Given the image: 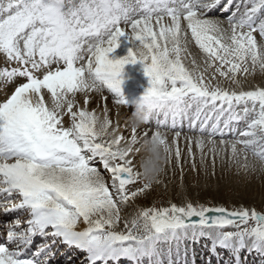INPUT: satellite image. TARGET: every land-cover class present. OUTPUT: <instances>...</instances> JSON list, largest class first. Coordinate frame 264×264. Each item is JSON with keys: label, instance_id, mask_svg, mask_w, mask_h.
Returning <instances> with one entry per match:
<instances>
[{"label": "snow or ice", "instance_id": "snow-or-ice-1", "mask_svg": "<svg viewBox=\"0 0 264 264\" xmlns=\"http://www.w3.org/2000/svg\"><path fill=\"white\" fill-rule=\"evenodd\" d=\"M220 3L0 0V56L7 65L0 70V83L24 81L0 101V210L27 216L24 221L18 216L8 226L6 243L0 244V264H50L57 242L85 253V264H119L122 259L129 264H174L171 242L189 237L209 238L213 252L226 249L238 256L248 249L264 257V214L255 208L230 211L194 204L186 192L182 205L138 206L117 231L129 202L161 183L172 150L157 131L145 141L151 147L140 162L142 171L136 170L132 156L140 151L134 147L138 125H132V137L125 141L115 129L109 131L107 109L101 119L75 99L77 93L85 94L87 105V93L107 92L117 105H127L124 67L142 64L150 85L138 100L146 111L142 123L163 111L166 119L171 115L174 128L176 117L192 106L198 114L208 106L223 113L227 106L229 122L247 121L242 139L231 144V159L246 175L264 173V87L245 91L237 78L255 75L257 69L264 74V44L254 35L264 40V0H246L242 13L237 5L227 28L206 16ZM230 4L231 0L225 11ZM121 25L130 27V33ZM121 38L132 47L127 56L110 58ZM192 42L205 56L203 71L195 59L191 70L184 63ZM212 68L215 71L207 77ZM217 74L240 91L219 82L213 85ZM237 105H242V115L235 111ZM212 127L217 130L219 121ZM197 144L202 150L203 142ZM237 145L245 153L243 163ZM212 153L214 166L215 148ZM175 158H180L178 150ZM96 159L109 173L108 180L92 166ZM136 184L140 187L133 190L130 186ZM228 227L235 231H225ZM36 236L51 237L52 243L24 258ZM184 257L187 264V250Z\"/></svg>", "mask_w": 264, "mask_h": 264}, {"label": "bare ground", "instance_id": "bare-ground-1", "mask_svg": "<svg viewBox=\"0 0 264 264\" xmlns=\"http://www.w3.org/2000/svg\"><path fill=\"white\" fill-rule=\"evenodd\" d=\"M233 4L230 7V10L231 9L233 10L234 7H236V6H233ZM213 9L206 13L207 18L212 16V14L214 13L215 10H213ZM235 9L237 10V7ZM236 10H235V12H236ZM214 20H218V19L214 18ZM218 21H221V20H218ZM223 21H221V22H223ZM153 23L155 25V22H153ZM224 26L227 27V24L224 23ZM121 27H124L125 31L130 33V31H131L130 27H126L124 25H121ZM257 35H258V33H257ZM259 40L261 41V39H259ZM120 45H122V47L124 49H126V50H129V48L132 47V45L129 44L124 38H121ZM123 48H118V52L115 51L114 53H112L110 55V58L114 57L115 59H121V58L127 56L128 52L125 51ZM189 52H190V55L187 57V59L184 60L185 65L188 68H193L192 59H195L197 65H199L200 67H204L205 58L203 57V54L201 53L199 48L194 44V42L189 44ZM139 65H141V66H139ZM0 70H1V67H0ZM256 73H257V75L254 78L255 82H260L261 84L264 83V81H261V73L259 72L258 69H257ZM144 75H145L144 66L142 64L137 63L135 65H133V64L125 65L124 70H123V76H122L123 81L125 79L131 81L129 86H127L126 88L122 89V93H123L125 99L127 100V102L129 100L133 99V96H131V95L135 94L136 96L137 95L138 96H142L144 94L145 90L149 87L146 84L142 83V81L144 79L143 78ZM20 80H21V78H17L14 83H10V87H14L15 88L17 83ZM13 90L14 89H12V92H13ZM75 99H76V102L80 105L81 108L86 107L89 111H94L98 116L101 117V119H103L104 110L107 109L108 117H109V119L112 122V125H111V128L109 129V131L111 132L113 129H115L116 130V135L124 137L125 141L131 139V137H132V125H133L132 121L135 118L134 115H133L135 111H130L129 110V105H122L123 107L120 108L119 112L114 111L113 109H115V108H113L114 107L113 105L116 104V103L114 102V99L111 96V94H109L107 92H105L104 96H101L99 93H96V92L87 93V99H88L87 105H85V94L77 93ZM219 103L220 102H217V105ZM217 108H219V107H217ZM217 113H218V111L214 112V111L211 110V106H208L207 108H203L199 112V114L197 113V109H196V111L191 116L181 115L180 114L179 116L176 117V119L181 116V118H183L184 120L186 119L187 121L195 119L198 122H200L202 119H206V118L208 119L209 118L210 119L209 120V124L211 125L212 124L211 121H212L213 117ZM65 117L69 118V116H67V115H65ZM65 117H64V124H65V126H69L70 119L65 120ZM167 118H169V117H167ZM166 122H167V119L165 118V122H162V121H157V122H153L152 121L151 122V121H149V123H146V126H144V128H145V132H147L149 130L147 135H145L144 131H142V126L140 124L138 125V127L136 128V137H137V140L139 142L137 144H135L134 147L137 148V149H140V151L135 153L132 157L138 159V157H141L144 154V151L147 153V156H148V152L145 149V141L146 140H151V137L156 133L155 132L156 130L154 131V129H167V130H173V131H176V132L177 131L178 132L187 131V132L202 133V134H206V135H212V136H214L216 138H219V140H221V139L222 140H225V139L227 140V138H229V134L236 133L237 137L234 138L233 141H235L237 139H242V137H240V132H242V131H244L246 129V127H243V126L242 127L228 126V127H225L224 129L218 128L222 132L219 131L218 133H216V132H211L210 130L205 129V127H203L204 131L201 132V127H198V125H196V127H195L196 129L194 130V128H190V126L189 127H185L183 124H180L179 122H176V121H175V127L173 128L172 124H168ZM193 123H195V122H193ZM220 126H222V124H220ZM162 136L166 139L167 138L166 136H168V135L162 134ZM185 138L186 137H180V136L177 137L176 135L175 136L170 135L166 139V140L170 139V143L169 142H166V143L170 144L172 147H174V146L176 147L177 146L178 147V151L182 152L183 155H185V156H187L186 154L189 152L188 157L191 155L190 152L192 151L191 153H193V154L191 155V157L193 158V155H194L193 161L199 167L196 170V174H197L196 178L198 180L199 179L201 180V178L204 176V175H201V174H203L202 173L203 170L205 172L204 174L205 175H209V176L211 175V172H212L211 170L212 169L214 170V175L216 177L217 184H218L217 185V193H216V195H219L220 191L222 192V193H220V196L217 197V201L219 203H228L229 202V203H235V204H238V203L239 204H246L250 208H255V209H256L257 206H258V208H262V206H264V198L262 197V195H261L260 204L256 205L257 197L259 196L260 193L264 192V173L257 171L256 173H248L246 175L243 172V170L239 168V165L235 161H233L231 159V160H229L230 161L229 162V161H227L225 159V158H227L226 156H228L229 159L231 157V144H232L233 141H230V142L226 141V142H224L222 144L221 141L219 142V141H216V140H214L215 142L214 141L211 142L212 138H211V141L210 140L208 141L207 139L206 140H202L201 138L199 139L197 137L192 142L190 141V143H188L187 138H186V141H185ZM198 140H201L203 142L202 151L200 150L201 147H199L198 144H197ZM227 142H229V143H227ZM120 146L121 147H125L126 146L125 142L122 141ZM213 148L216 149L214 166L212 164L213 163V159H210L208 157V159L205 161L206 169L200 168L199 165H202V163L204 162V159H205L204 155H203L204 152H205V154L206 153H208V154L212 153V149ZM199 150L202 153L199 154L198 153ZM238 152L240 154V162L243 163V159H244L245 153L242 151V146L238 150ZM161 154L163 155V152ZM173 156L175 157V154ZM202 156H203V161L201 159ZM247 156H248V160L251 161L252 160L251 153H248ZM212 158H213V153H212ZM171 161H172V163H174L176 161V158H175V161L173 159ZM95 162H96V160H94L92 162V166L95 165ZM166 171H167V169H166ZM182 173H184V172H182ZM194 175L195 174H193V177H194ZM190 177L193 178L191 175H190ZM206 180H207V183L204 182V185H205L204 188H201L200 186H196V191H197V194L199 196H202V194L204 196H206V197L209 196V191L212 189L211 181H210L211 179H209V177H208L207 179H205V181ZM173 184L174 183L172 182V185ZM176 189H177L176 185L172 186V191L176 190ZM174 192H176V191H174ZM162 195L163 194H161L160 197H158V199L155 202L161 201L162 198H164V197H161ZM144 199H145V197H144ZM138 201H139V199H138ZM134 205L136 206L137 204H134ZM9 214L10 213H8V215ZM26 219H27V216L24 218V220H26ZM125 219H129V218L126 217V218L122 219L121 222L123 223V221ZM81 227H82V225H81ZM225 229H227V228H225ZM199 238H200L199 239L200 240V243H199L200 249L198 248V246L195 247L193 245V247H194L193 254L195 252H197V254L194 255V258H197L198 254L201 255L202 250L204 249L203 245L208 246L207 241H206V244H205L206 237H199ZM2 241H3V239H2ZM34 243L35 242H33V245H34ZM178 245H179V242L174 247L176 250L180 249V247ZM9 246L10 247H14L12 245H9ZM202 247H203V249H202ZM78 252H79V250H77V253ZM243 252H245V251H243ZM222 253H223V259L226 258V260L220 262V264H231L230 263V261H231L230 259L231 258H229V255H228L227 251H223ZM230 253H231V251H230ZM254 253L255 252H252L251 254H254ZM24 258H27V251L24 253ZM172 258H173V255H172ZM198 260H199V258H198ZM78 261H79V254H77L76 256L74 255L71 258L69 256V250H68V251L62 253L56 259L52 258L50 260V264H68V263H72L73 264V263H78ZM196 262H197V260H196ZM174 264H177V257L174 258ZM187 264H188V262H187ZM250 264H260V262L256 263V261H255V262H251Z\"/></svg>", "mask_w": 264, "mask_h": 264}, {"label": "rangeland", "instance_id": "rangeland-1", "mask_svg": "<svg viewBox=\"0 0 264 264\" xmlns=\"http://www.w3.org/2000/svg\"><path fill=\"white\" fill-rule=\"evenodd\" d=\"M246 2V0H244V3ZM241 3H243L242 1H241ZM244 3H243V5H244ZM241 7H243V6H241ZM214 10H215V8H214ZM232 13L233 12H231V14H227L225 17L223 16V18H228L229 16H231L232 15ZM229 15V16H228ZM212 16H214V15H212ZM212 16H210V17H208V18H211V19H214V17H212ZM216 16V15H215ZM216 17H218V18H215V19H218V20H221V21H223V19H222V16L221 15H218V16H216ZM220 18V19H219ZM262 18H264V15H263V17ZM224 23H226V21H223ZM227 24V23H226ZM225 27V26H224ZM225 28H227V27H225ZM157 31H158V29H156ZM254 35L257 37V39L259 38V39H261L260 37H259V34L258 35H256V33H254ZM257 40L258 41V43H263L264 44V40L261 42L260 40ZM202 53V52H201ZM203 54V53H202ZM203 57L205 58V56H204V54H203ZM3 58V57H2ZM4 59V58H3ZM3 63V60L2 59H0V64H2ZM7 65L4 63V67L3 68H5ZM12 66H15V65H12ZM139 66H141V65H139ZM190 70L191 69H193V68H189ZM200 70L201 71H203V67H200ZM215 71V69L214 68H212V69H209V71L207 72V74H206V76L207 77H211L212 76V74H213V72ZM256 75H257V73H255V75H248L247 77H246V79H245V77L243 76V75H238V79H240L241 81H242V83H243V88H244V90L245 91H247V90H251V89H253L254 87H264V83H260V82H255V80H254V78L256 77ZM21 81V80H20ZM261 81H264V74H261ZM220 83L224 88H228V89H232V88H235V85H231L226 79H224V78H221V77H219V75L217 74V76H216V79H214V80H212L211 81V83L213 84V85H215L216 83ZM19 83V82H18ZM17 83V84H18ZM147 86H150L149 85V78H148V84H147ZM7 86L6 85H4L3 83H0V93L1 94H4V92H6V90H7V88H6ZM8 87H10V84H8ZM10 88H12V87H10ZM235 90L237 91V92H239L240 91V89L239 88H235ZM12 92V90L10 91V93ZM10 93H9V95H10ZM138 96V95H137ZM114 107L113 108H115V109H113L114 111H117V112H119L120 111V108H122L123 106L122 105H117V104H114L113 105ZM242 105H237V106H235L236 107V109L237 110H239V111H241V109H242V107H241ZM195 110V106H192L191 108H188V109H186V111L187 112H189V111H194ZM112 112V111H111ZM242 112V111H241ZM169 117V116H168ZM69 118L68 117H65V120H68ZM142 126V131H144V134L145 133H148L149 132V130L147 131V132H145V128H144V124H142L141 125ZM196 128H194V130H195ZM206 129V128H205ZM156 130V131H155ZM154 131L155 132H157V131H159L161 134H164V135H168V136H166L167 138L170 136V135H172V136H175V134L178 132H173V131H170V130H163V129H154ZM154 132V133H155ZM203 135V136H202ZM180 137H186L187 138V141H188V143H190V141L192 142L195 138H201L202 140H210L211 141V138H212V141L211 142H213L214 140H216V141H222V139L221 140H219V138H216V137H212V136H209V135H204V134H200V133H189V132H186V133H180V135H179ZM208 136V137H207ZM193 137V138H192ZM166 138V139H167ZM186 138H185V141H186ZM234 140V137H232V138H229V139H225V140H223L224 142H226V141H233ZM166 142H169L170 143V139H168V140H166ZM215 142V141H214ZM229 142H227V143H229ZM168 146L170 147V149L173 151L172 152V159L175 161V157L173 156L174 154H175V152L178 150V147L176 146H174V147H172L170 144H168ZM241 148V146L240 145H237V150H239ZM200 150H201V148H200ZM198 151V153L200 154V153H202L201 151ZM192 152V151H191ZM190 152V154L192 155L193 153H191ZM188 154H189V152L186 154L187 156H185V155H183V153L182 152H180V158H179V160L177 161H175L174 163H172V161L170 162V163H168V164H165L164 165V171H163V173L161 174V176H160V180H161V183L160 184H158V185H154L153 186V189L149 192V194L147 195V196H142V197H140V198H137L136 200L138 201V199H139V201L137 202L136 200L134 201V202H129L130 204H128V206L126 207V208H124L123 209V212H122V219H124V218H130L129 216H131V214L137 209V207L139 206V207H143V208H147V207H150V206H154V207H156V208H162V207H168L171 203H175V204H177V205H182L184 202H185V195H184V193L186 192L187 193V199H190L191 200V202L192 203H194V204H196V203H199V204H202V205H204V206H209V207H224V208H226V209H228V210H233V209H237V208H240V207H246V208H249V209H251L248 205H246V204H235V203H219L218 201H217V197H219L220 196V193H222L221 191L219 192V195H216V193H217V180H216V177H215V175L213 174L214 173V170L212 169L211 171V175L209 176V175H205L204 173V170L202 171V173L203 174H201V175H204L202 178H201V180L199 179H197L196 177H197V174H196V170H197V168H199L198 167V165H196L195 164V171L193 170V163H194V161H193V158H194V155H193V158L191 157V155L188 157ZM204 162L202 163V165H199L200 166V168H204V169H206V167H205V161L208 159V157L210 158V159H213L212 158V153H206L205 154V152H204ZM147 157V153L144 151V154L141 156V157H138V159H136V158H134V157H132V159H133V161H134V164H135V169L136 170H141L142 171V169L140 168V162H141V160L142 159H144V158H146ZM227 158H225L227 161H229V160H231V157H230V159H229V157L228 156H226ZM171 159V160H172ZM183 161V162H182ZM182 162V163H181ZM187 162V163H186ZM190 162V163H189ZM193 162V163H192ZM230 162V161H229ZM173 164V165H172ZM213 164V163H212ZM168 165V166H167ZM197 166V167H196ZM93 167H96L100 172H101V174L105 177V179L106 180H108L109 179V173H107L106 171H105V169L103 168V165H102V163L99 161V159H96V162H95V165H93ZM213 168V167H212ZM166 169H167V171H166ZM189 169V170H188ZM187 170V171H186ZM190 171V172H189ZM166 172V173H165ZM182 172H186L185 174L184 173H182ZM195 172V173H194ZM182 174V175H181ZM193 174H195L194 175V177H193ZM174 175V176H173ZM189 175V176H188ZM190 175L193 177V178H191L190 177ZM213 175V176H212ZM168 176V177H167ZM183 176V177H182ZM162 177V178H161ZM209 177V179H211L210 181H211V186H212V191L210 190L209 191V196H204L203 194H202V196H199L198 194H197V191H196V186H200L201 188H204V182H206L207 183V180L205 181V179H207ZM214 177V178H213ZM169 179V180H168ZM193 181H192V180ZM198 180V181H197ZM177 181V182H176ZM172 182L174 183L173 185H172ZM177 184H176V183ZM189 183V184H188ZM259 183V182H258ZM138 185V186H137ZM174 185H176V187H177V189L176 190H173L172 191V186H174ZM139 188V184H136L135 186H130V187H132V189L134 190L135 188H137V187ZM174 191H176V192H174ZM153 192V193H152ZM163 194L161 197H164V198H162V200L161 201H157V202H155L157 199H158V197H160V195L161 194ZM261 195H262V197L264 198V192H262V193H260L259 194V196L257 197V200H256V205H259L260 204V202H261ZM197 196V197H196ZM144 197H145V199H144ZM147 197V198H146ZM160 202V203H159ZM158 203V204H157ZM134 204H137L136 206L134 205ZM131 205V206H130ZM131 207V208H130ZM255 207V206H254ZM256 209L258 210V212H260L261 214H264V206H262V208H258V206L256 207ZM127 211V212H126ZM131 213V214H130ZM128 214V215H127ZM3 215H6L4 212H3V210H0V240H2V237H6V231H7V228H8V226L11 224V222H13L14 221V219L15 218H17L18 216H19V218L21 219V220H23V218H24V216H26V215H23V214H20V213H16V212H12V214H9V216H6L5 217V219H1L2 217H3ZM122 227V228H121ZM123 228H124V223H120V225H119V228L117 229V231H122L123 230ZM225 231H235V229L234 228H231V227H228L227 229H225ZM207 238V237H206ZM41 240V239H40ZM202 242V241H201ZM4 243V241L3 242H1L0 241V244H3ZM44 243V241L43 240H41L40 241V244L42 245ZM181 243V242H180ZM205 244H206V239H205ZM206 245H203V247H205ZM203 247H202V249H203ZM10 248H12V247H10ZM36 248V247H35ZM198 248L200 249V245H198ZM34 249V248H33ZM33 249H31V251L33 250ZM37 249V248H36ZM201 249V250H202ZM206 249V247L203 249V250H205ZM171 252H172V255H173V258L174 257H178L177 255H176V252H177V250L175 249V248H171ZM34 255V252H29V256H30V258L32 257ZM81 257H83L84 255L83 254H81L80 255ZM182 258H183V256H182ZM224 260H226V258H224L223 259V261ZM85 263V260L84 259H82L81 261H79L78 263H73V264H84ZM68 264H72V263H68Z\"/></svg>", "mask_w": 264, "mask_h": 264}, {"label": "clouds", "instance_id": "clouds-1", "mask_svg": "<svg viewBox=\"0 0 264 264\" xmlns=\"http://www.w3.org/2000/svg\"><path fill=\"white\" fill-rule=\"evenodd\" d=\"M135 108H136V110L134 112L135 113V115H134L135 118L132 121V123L134 125H139V124H141L143 122V119H144V117L146 115V111L140 106L138 100L135 101ZM150 147H151V144L150 143L149 144H145L146 151Z\"/></svg>", "mask_w": 264, "mask_h": 264}]
</instances>
